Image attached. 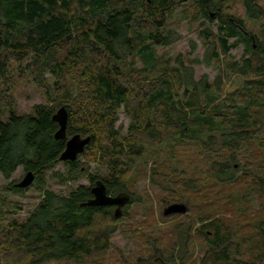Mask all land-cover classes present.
I'll return each mask as SVG.
<instances>
[{"label":"trees","instance_id":"trees-1","mask_svg":"<svg viewBox=\"0 0 264 264\" xmlns=\"http://www.w3.org/2000/svg\"><path fill=\"white\" fill-rule=\"evenodd\" d=\"M224 1L0 0V177L9 180L21 167V174L31 171L37 179L27 188L16 187V178L0 188L21 194L35 186L39 191L23 218L10 216L0 194V264H104L114 222L126 216L129 204L119 216L114 205H81L92 197L97 180L112 195L128 193L131 203L129 180L150 162V179L160 177L165 189L177 193L179 186L198 187L183 170L158 168L156 152L163 145L171 151L183 144L197 146L210 157L209 177L215 183L245 178L264 197V172L258 174L249 158L251 147L264 146V20L258 34L248 30L242 17L222 11ZM242 2L246 17H264V0ZM184 3L201 24L216 21L215 32L209 26L198 32L206 50L196 63L218 61L245 44L241 60L226 62L239 72L231 89L219 88L221 76L217 91L206 74L195 78L180 53L172 58L157 53L156 47L180 38L167 22ZM190 47L188 54L194 42ZM25 77H31L45 101L21 111L13 88ZM61 106L67 112L65 138L56 139L59 125L52 115ZM120 112L129 119L124 132L116 124ZM74 134L90 140L75 160L62 161L65 142ZM59 163L63 170H54ZM259 167L264 169V157ZM48 171L66 192L46 187ZM181 199L172 202L188 204ZM197 219L201 264H264V231L257 233L255 257L245 260L235 227L218 217ZM188 235L189 229L183 248ZM147 243L154 248L152 240ZM175 244L181 245L179 238ZM153 257L135 264H154ZM169 257V264H186L183 255L181 263L174 262L176 255Z\"/></svg>","mask_w":264,"mask_h":264},{"label":"rangeland","instance_id":"rangeland-1","mask_svg":"<svg viewBox=\"0 0 264 264\" xmlns=\"http://www.w3.org/2000/svg\"><path fill=\"white\" fill-rule=\"evenodd\" d=\"M221 8L223 12L242 17L247 29L258 34L259 23L264 20V17L255 21L246 17L242 0H226ZM201 22V17H194V12L188 3L180 5L167 22V26L174 28L180 38L169 46L156 47V51L159 54L166 53L171 58L180 53L182 58H185L184 62L193 67L195 78L206 74L208 81L213 82V89L216 90L219 85L216 80L218 76H221L222 81L219 88L229 90L235 86L239 72L232 68L233 66L227 67L226 62L241 60L245 44L239 43L231 48L229 54L221 55L218 61L209 64L196 63L194 59H203L206 50L198 34L199 30L206 26H209L213 32L217 29L216 21L212 23L204 21L203 24ZM233 40V38L229 39V41ZM190 41L194 42L195 48L192 53L188 54L191 48ZM13 95L15 105L21 111L27 110L33 103L45 101L31 77L19 79L13 88ZM128 120L122 112L119 113L116 124L123 126V132L127 128ZM251 150L253 157L249 156V158L253 163V168L260 170L258 174H263L264 169H261L259 164L264 157V146H253ZM156 158H158V168L167 170L172 166L177 170H183V175L193 177L198 181V187L190 190L179 186L177 193L165 189L166 185L160 177L150 179L149 170L152 164L150 162L147 165L141 164L142 166L129 180V190L133 195V201L125 209L126 216L122 215L117 222H114V231L109 238L111 246L105 253L104 264H127V262H135L138 257L149 258L152 253H155V257L162 256L165 263H171L168 259H170V254H174L177 256L175 263H181L179 256L183 255L186 264H201L204 248L201 247L197 236L201 224L200 219L197 218L203 215H208L210 218H222L227 224L235 227L239 237H242L241 247L246 251H243L242 258L253 259L259 237L257 233L264 231V228H261L264 227V197L259 195L255 186L245 178L233 184L215 183L209 177L210 157L205 156L197 146L192 144L178 145L174 147V151H171L167 145H163L158 153L156 152ZM240 163L245 166L244 159L241 158ZM89 164L94 167L93 163ZM63 168L64 166L59 163L54 170L62 171ZM21 173L22 169L18 167L9 180L18 178ZM9 180L0 177V187ZM36 181L37 179L34 180V184ZM45 181L46 187L55 192L67 191L66 185L51 175V171L46 172ZM80 182H87V180L82 178ZM0 194L5 196L6 209H9L12 212L10 216L15 218L26 216L39 198V191L35 186H31L21 194L0 188ZM177 196L182 198V201L188 202V204L185 203L189 207L188 211L183 214L164 216L163 208L169 202L174 201ZM188 229L189 242L183 248V238ZM178 238L181 245L175 247V241ZM148 240L153 241L154 248L147 243ZM246 244H249V248H246Z\"/></svg>","mask_w":264,"mask_h":264},{"label":"water","instance_id":"water-1","mask_svg":"<svg viewBox=\"0 0 264 264\" xmlns=\"http://www.w3.org/2000/svg\"><path fill=\"white\" fill-rule=\"evenodd\" d=\"M52 119L55 120L59 128L54 134L56 139L65 138V128L67 122V112L64 106H61L52 115ZM90 137H81L80 134H74L67 138L65 142L64 150L61 152L59 159L73 161L81 154L84 150L85 145L89 142ZM34 174L31 171L25 172L22 178L15 183L16 187L27 188L29 187L33 180ZM92 197L82 202L81 205L89 206H104V205H114V216H119L122 212V208L129 203L130 196L128 193L122 192L116 195H112L106 191L105 185L97 180L91 187ZM189 207L184 202H172L167 204L163 210L162 214L164 216H169L173 214H183L188 211Z\"/></svg>","mask_w":264,"mask_h":264},{"label":"flooded vegetation","instance_id":"flooded-vegetation-1","mask_svg":"<svg viewBox=\"0 0 264 264\" xmlns=\"http://www.w3.org/2000/svg\"><path fill=\"white\" fill-rule=\"evenodd\" d=\"M22 176H23V174L18 176V178H16V180H15V183L18 182L22 178ZM127 204H129V203H127ZM137 259H140V257L136 258L135 262H127V264H135L137 262ZM145 259H147V258H145ZM124 264H126V263H124ZM140 264H147V262L145 260H143V261L140 262ZM154 264H169V263L168 262L165 263V259H163L162 256H160V257L157 256V257L154 258Z\"/></svg>","mask_w":264,"mask_h":264}]
</instances>
